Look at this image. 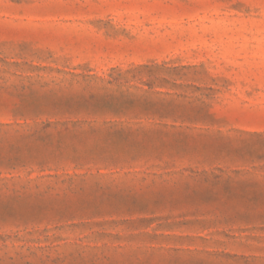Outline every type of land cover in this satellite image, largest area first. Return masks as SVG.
Listing matches in <instances>:
<instances>
[{
    "label": "rangeland",
    "instance_id": "rangeland-1",
    "mask_svg": "<svg viewBox=\"0 0 264 264\" xmlns=\"http://www.w3.org/2000/svg\"><path fill=\"white\" fill-rule=\"evenodd\" d=\"M0 264H264V0H0Z\"/></svg>",
    "mask_w": 264,
    "mask_h": 264
}]
</instances>
